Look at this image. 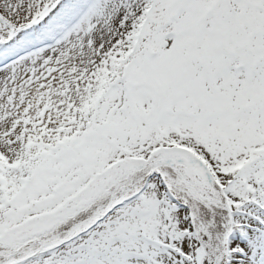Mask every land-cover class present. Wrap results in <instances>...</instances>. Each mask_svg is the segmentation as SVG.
I'll list each match as a JSON object with an SVG mask.
<instances>
[{
  "label": "snow or ice",
  "instance_id": "6c2138e0",
  "mask_svg": "<svg viewBox=\"0 0 264 264\" xmlns=\"http://www.w3.org/2000/svg\"><path fill=\"white\" fill-rule=\"evenodd\" d=\"M0 264H264V0H0Z\"/></svg>",
  "mask_w": 264,
  "mask_h": 264
}]
</instances>
